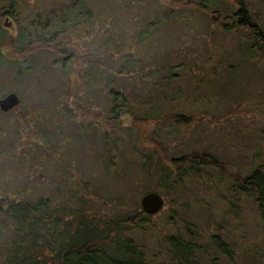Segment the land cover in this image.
<instances>
[{
  "label": "rangeland",
  "instance_id": "obj_1",
  "mask_svg": "<svg viewBox=\"0 0 264 264\" xmlns=\"http://www.w3.org/2000/svg\"><path fill=\"white\" fill-rule=\"evenodd\" d=\"M7 1L0 0V12ZM66 1L14 0L8 6L11 30L2 25L0 14V37L3 32L12 36V43L0 44V95L12 90L19 97L15 106L0 111V193L46 195L56 202V181L65 176L72 181L78 173L93 172L94 178L110 181L100 166L105 157L99 134L107 131L106 146L115 144L120 175L105 183L108 192L119 189V180L124 182L128 210L140 209L138 198L146 190L159 192L163 199L133 232L148 260L171 263L163 234L178 231L186 238L187 224L200 233L195 238L199 248L207 247L196 254L201 256L196 264H243V257L250 256L258 260L248 264H264V226L252 199L231 190L216 168H205L197 177L189 173L177 188L165 184L151 146V139L158 140L169 157L209 150L230 172L261 163L264 54L246 56L245 48L239 49L245 39L215 26L197 7L169 6L166 0H85L88 15L69 34L75 50L89 59L76 76L78 63L70 60L60 67L59 54L52 49L19 50L27 37L33 38L34 23L44 26V33L56 24L51 8ZM246 5L264 33V0H248ZM227 10L222 20L229 22ZM158 16L167 17V23L153 32V43L135 42L138 30ZM118 68L122 71L116 72ZM74 81L82 103L102 111L113 101L106 90L120 88L125 100L118 128L80 119L67 92ZM168 111L190 113L192 119L172 124L161 118ZM146 113L157 117L134 119ZM214 231L229 241L231 259L209 243L207 234ZM8 236L9 227L0 225V264Z\"/></svg>",
  "mask_w": 264,
  "mask_h": 264
},
{
  "label": "trees",
  "instance_id": "obj_2",
  "mask_svg": "<svg viewBox=\"0 0 264 264\" xmlns=\"http://www.w3.org/2000/svg\"><path fill=\"white\" fill-rule=\"evenodd\" d=\"M13 1L8 0L7 5L11 6ZM247 1L166 0V3L169 6L197 7L203 13H208L209 21L215 26L222 30L234 31L239 38L245 39V42L242 43L245 45L239 49L244 50L245 48L246 51L243 53L250 57L253 52L264 54V33L257 25L255 16L253 17L249 13ZM8 6L0 14L10 17L12 12ZM227 8L231 16L229 22L222 20V13ZM87 9L85 0H67L58 3L54 8H51L50 12L56 20V24L48 29L47 33H44V26L34 23L33 38L27 37L19 50L28 51L39 46L52 49L59 54L60 67L64 63L69 64L70 60L77 62L78 68L75 69V74L80 76L82 64L89 60L88 54L75 50L74 42L70 41L69 34L71 31L75 32L79 23L85 16L87 17ZM37 17L38 14L35 18L38 21ZM155 19V21L147 22L144 27L138 30L135 42H140L143 45L144 43L147 45L149 41L153 43V32L158 26L163 29L167 23L165 16L161 18L158 16ZM4 43H12L11 34L4 32L1 34L0 44ZM119 50L120 48L116 51ZM121 71L122 68L116 70V72ZM172 75L173 72H170V76L167 78L169 79ZM155 85L154 81L151 82L152 87ZM67 92L71 97L70 106L80 119L92 122L95 126L99 122L108 130H115L120 126V113L123 111L121 103L125 100L120 88L109 87L106 90L113 100L106 111L98 108L93 109L83 104L78 94L76 81L68 87ZM114 100L120 103L117 104ZM149 117L157 116L146 113L144 116L134 119L145 121ZM96 118L99 121H96ZM161 118L169 120L172 124L184 125L192 119V116L190 113L185 115L180 112L168 111L162 114ZM106 133L107 131H102L99 134L103 139L104 154L102 157H105L100 161V166L102 171L107 173L106 176L110 181H103L104 176L94 178L93 172L78 173L72 181L65 176V178L56 181L58 188V192H54L57 197L56 202L55 199L53 202L51 201L52 196L49 198L46 195L17 197L15 193L11 196L0 193V225L9 227L10 230V236L6 240L4 249V264L199 263L198 260L201 256H196V254L207 252V247L202 245V249L199 248L201 244L195 242V238L200 233L189 228L187 224L184 227L186 238L178 231L163 234L171 263L152 262L146 258L140 244L134 241L133 232L143 226L149 213H145L141 209L128 210L124 201L125 196L130 194L127 192L124 182L121 183L120 180L117 182L120 187L115 192L109 193V188L105 186L110 184L112 179L114 181L120 179L118 177L120 175L116 174L119 171H117L119 164L115 162V144L111 149L106 146ZM75 135L79 139L80 134L75 132ZM151 142L154 155L158 156L161 161L157 171L165 184L168 183L169 186L177 188L189 173L195 174L197 177L201 172L204 173L205 168H216L221 174L220 176L229 181L230 189L234 188L238 192H244L252 199L258 219L264 226V174L261 168L264 167V160L250 169H246L245 172L240 169L230 172L226 169L224 161L209 150L193 149L185 154L169 157L162 152V144L158 140L153 138ZM64 165L66 166V164ZM223 237L215 231L207 234V239L214 251H219L231 259L232 249L229 247V241ZM195 250L198 251L194 252ZM243 260V264H248L250 261L258 259L250 256L243 257Z\"/></svg>",
  "mask_w": 264,
  "mask_h": 264
},
{
  "label": "water",
  "instance_id": "obj_3",
  "mask_svg": "<svg viewBox=\"0 0 264 264\" xmlns=\"http://www.w3.org/2000/svg\"><path fill=\"white\" fill-rule=\"evenodd\" d=\"M2 25L13 28L9 16L5 15L2 19ZM19 101L18 95L10 90L0 95V110L6 111L15 106ZM163 199L159 192L155 190H146L142 192L138 198L140 209L145 213H153L162 205Z\"/></svg>",
  "mask_w": 264,
  "mask_h": 264
},
{
  "label": "flooded vegetation",
  "instance_id": "obj_4",
  "mask_svg": "<svg viewBox=\"0 0 264 264\" xmlns=\"http://www.w3.org/2000/svg\"><path fill=\"white\" fill-rule=\"evenodd\" d=\"M5 15H3V17H4Z\"/></svg>",
  "mask_w": 264,
  "mask_h": 264
}]
</instances>
